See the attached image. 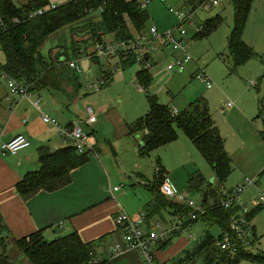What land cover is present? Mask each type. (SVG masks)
Listing matches in <instances>:
<instances>
[{
	"label": "rangeland",
	"instance_id": "rangeland-1",
	"mask_svg": "<svg viewBox=\"0 0 264 264\" xmlns=\"http://www.w3.org/2000/svg\"><path fill=\"white\" fill-rule=\"evenodd\" d=\"M27 1L17 0L18 3ZM66 1L68 0H49V3L60 5ZM170 8L186 13L193 11L186 4V0H148L150 19L145 29L148 38L152 26H156L161 34L171 32L175 38H181L179 25L182 21L170 12ZM99 16L98 11L89 15L94 20H98ZM218 16L220 21L217 26L207 35L197 37V29H202L207 19ZM82 26L77 24L64 26L50 35L40 49L49 61L51 55L60 52L62 62L58 63V68L61 81L69 84L79 98L78 101L69 98L63 114L76 116L77 119L83 118L87 115L85 111L87 106L95 109L94 106L107 103L119 108V115L127 129L148 109L145 93L140 91L135 75L145 63L137 61L125 65L116 55L91 57L89 52L95 49L98 39L92 37V34ZM233 26L232 0H219V3L211 8L198 6L191 20L183 23L186 31L184 35L186 50H175L172 44L161 45L155 40L153 44L155 49L151 51V60L146 65L154 75L150 91L156 93L160 102L169 105L171 109L177 108L181 112L197 99L202 97L207 99L212 117L220 128L226 149L233 159V171L223 188L236 189L246 181L252 182L240 195L242 207L247 213L256 206L255 199L264 195V139L261 135L264 133V0H251L242 32V38L254 48L256 55L237 68H234L227 46ZM101 38L105 41L113 37L112 34H105ZM186 55H189L191 60L184 70H168L169 64L177 58L183 59ZM73 59L79 65L80 71L69 67L68 62ZM4 61L5 54L0 46V65H3ZM197 73H205L212 87L208 88L198 79ZM105 74L112 77L109 86L104 88L103 84L95 91L87 88L88 84L98 83ZM59 121L63 123L62 120ZM99 123L101 130L94 128V133L91 130V135L97 136L98 144L95 150H90L89 155L91 159H97L100 155L101 163L109 175L106 182L102 180V188L112 190L120 204L133 208L141 199L148 198L151 193L149 186L157 182L160 165L164 170L159 181L163 182L166 175L170 182L169 186L178 194H187V199L203 202L205 192L211 188L221 187L215 180L212 167L182 129L177 128L176 140L142 157L135 142L140 138L139 135L135 138L126 136L119 138L113 147L108 140L112 131L111 123L106 122L102 116L99 117ZM81 124L87 131L91 129L84 122ZM139 173L144 176H139ZM141 182L148 184V187L142 186ZM115 186H121V189L115 191ZM169 199L178 202L174 198ZM212 200L213 197L210 196L208 203L212 204ZM260 204L264 206V199ZM145 209L141 211H146ZM153 214L152 219L160 222L156 228L158 232L171 230L177 227L176 224L190 221L187 214L180 215L169 207H162L160 212ZM251 226L252 245L249 241L244 246L253 254L264 253V208L251 220ZM206 231L216 238L225 233L219 224L209 225L199 220L189 228L183 229L176 236L175 244H185L183 250L191 249ZM164 250L165 247L162 251ZM183 250L175 254L168 264H176L174 258L176 259ZM202 258L201 255L192 263L202 264ZM238 264L258 263L244 258Z\"/></svg>",
	"mask_w": 264,
	"mask_h": 264
},
{
	"label": "trees",
	"instance_id": "trees-1",
	"mask_svg": "<svg viewBox=\"0 0 264 264\" xmlns=\"http://www.w3.org/2000/svg\"><path fill=\"white\" fill-rule=\"evenodd\" d=\"M205 1L207 0H186V4L196 9ZM232 1L234 26L228 36L227 46L234 68H237L253 58L256 51L242 38L251 0ZM49 4V0H28L22 3L0 0V46L5 54V62L0 65V71L16 79L27 78L34 82V89L47 86L59 88L63 84L58 68V63L62 62L60 56L51 55L49 61L40 50L54 32L64 26L77 24L83 25L92 37L98 39L97 42H102L101 36L105 34H112L116 39L129 40L135 33L144 32L150 19L148 9L141 7V0H68L43 14L28 17L32 11ZM95 11L100 15L98 20L89 17ZM15 19H19V22H15ZM219 21V16L207 19L202 29L197 32V37L210 33ZM119 58L125 65L137 62L134 54H120ZM141 62L145 63L144 60ZM104 80L103 87H106L112 81L111 75L105 74ZM136 81L144 91L148 103L146 114L128 126L129 136H140L139 155L148 156L151 151L176 140L177 128L182 129L212 167L215 180L221 185L220 188L207 191L208 199L203 202L205 213L199 220L209 225L219 224L225 233H231V217L238 208L227 210L221 207L220 190L233 171V159L212 117L207 99L199 98L184 111L172 115L169 105L161 103L158 95L150 91L153 75L146 63L136 72ZM261 135L264 139V133ZM89 152L79 153L73 144L54 150L42 146L39 149L41 168L29 171L17 182L18 193L28 199L41 190L52 192L67 186L72 182L73 170L89 162ZM162 170L160 165L157 182L149 186L155 194V202L146 206L148 221L161 207L169 206L181 215L190 211L183 203L174 202L166 195H161L159 188L162 182L159 179ZM210 196L213 197L212 204L208 203ZM263 208V204L253 207L247 214L248 219H254ZM185 225L187 224L181 225L178 230L174 229L171 236L161 242L159 247H165ZM223 236L221 234L216 238L206 231L191 249H184L174 258L175 263H192L194 258L202 255V264H238L244 258L264 264V253L253 254L246 250L245 244L235 254L222 251L216 241ZM250 243L252 245L251 241ZM96 244V240H83L77 231L53 240H47L41 231L15 239V245L32 264H109L107 260L97 257Z\"/></svg>",
	"mask_w": 264,
	"mask_h": 264
},
{
	"label": "crops",
	"instance_id": "crops-1",
	"mask_svg": "<svg viewBox=\"0 0 264 264\" xmlns=\"http://www.w3.org/2000/svg\"><path fill=\"white\" fill-rule=\"evenodd\" d=\"M55 55H60V52ZM140 91L143 90L140 89ZM36 98H41V103L43 102L41 109L34 106L33 102ZM69 98L74 101L79 100L69 84L63 83L59 88L51 86L35 88L30 99H23L10 95L6 83L0 79V140L8 141L17 134H24L31 141L29 147L17 154L0 156V264H32L15 245V239L35 231H41L47 240L77 231L83 240L97 241L95 248L97 257L107 260L109 264H145L143 256L137 249H124L120 254L111 253L115 244L122 241V232L117 226L115 216L119 212H127L130 216L146 213L141 210L146 208L149 203L155 202V194L150 189L149 197L141 199L133 208L120 204L117 195L112 190L102 188V180L107 181L108 172L104 164L101 163L100 155L97 156V159H91L89 155L91 159L89 162L73 170L72 182L56 191L41 190L25 199L16 189L17 182L26 173L41 168L39 149L42 146H48L54 150L67 145L60 129L55 125L43 122L41 116L49 115L57 119L63 127L81 124L87 117L86 115L77 119L76 116L63 114L68 101H70ZM94 107L96 120L93 125L88 127L91 129L89 131L85 129V131L90 140L95 142V147L98 140L97 136L91 135V130L94 133V128L102 129L99 123L101 116L106 122L111 123L112 131L108 139L111 146L114 147V143L119 138L137 137V135H128V128L126 129L124 121L119 115V108H114L113 105L107 103ZM59 120H62L63 123H60ZM135 142L139 150L140 138ZM139 176L144 175L139 173ZM140 184L148 187L146 183L141 182ZM159 190L161 195L165 196L161 185ZM169 208L176 213L174 208ZM161 209L162 207L158 212ZM152 218L154 215H151L150 221L155 222ZM193 223L189 221L176 225L187 224L183 227V229H187ZM189 235L191 236V234ZM176 236L172 237L164 251H162L164 247H159L157 250L158 264L171 263L170 259L183 250L185 244H175Z\"/></svg>",
	"mask_w": 264,
	"mask_h": 264
},
{
	"label": "built area",
	"instance_id": "built-area-1",
	"mask_svg": "<svg viewBox=\"0 0 264 264\" xmlns=\"http://www.w3.org/2000/svg\"><path fill=\"white\" fill-rule=\"evenodd\" d=\"M17 2V0H12ZM219 3V0H207L202 5L204 7L211 8L213 5ZM141 7H148V0H141ZM56 8L55 4H49L42 8L32 11L28 17L43 14L47 10ZM197 9V8H196ZM196 9H192L190 13H186L183 10H174L170 8V12H173L181 21L182 24L179 25V34L181 38H175L171 32L161 34L156 26H152L149 31V38L146 31L142 33H135L134 37L129 40L113 39L103 40L98 42L95 49L89 54L91 57H99L100 55L107 56H119L124 54L125 56H130L132 54L136 55L137 61H145L149 63L151 60V51L155 49L154 41L156 40L161 45L172 44L175 50H186L187 44L184 42V35L186 31L183 27V23L191 20ZM102 11V9H100ZM15 22H19V19H15ZM201 28L197 29V32ZM150 46V47H149ZM149 47V48H148ZM149 55V60L145 59V56ZM191 60L189 55H186L183 59H175L174 62L168 65L169 71H182L184 70L186 64ZM68 65L70 68L80 71V67L76 60H69ZM196 77L203 81L208 88L212 87L209 77L205 73H197ZM0 79L6 83L8 92L12 96H18L23 99H30L32 92L34 91V82L28 80L27 78L16 79L9 76L4 71H0ZM105 80L102 77L98 83L88 84L87 88L90 90H99L104 84ZM34 106L41 109V98H36L34 100ZM231 106V103H229ZM172 115H177L179 110L177 108L171 109ZM87 117L83 122L91 126L96 120V112L92 106L86 107ZM43 122L55 125L60 129V132L64 136V140L68 144H73L79 153H85L90 150H95V142L90 140L88 134L83 128L82 124H73L72 126H61L57 119L43 114L41 116ZM31 145L30 139L24 134H17L8 141L0 140V156H5L7 154H17L21 150L29 147ZM250 183L246 181L243 185H238L236 189L225 190L222 188L220 190V206L224 209L230 210L235 207L238 208L230 221L231 233L227 232L224 234L221 240L216 241V245L222 251H229L235 254L240 249L241 245L247 244L250 241V236L252 233L251 221L248 219L246 209L242 207L240 201V195ZM170 182L166 175L164 176L163 182L161 184L162 192L170 198H174L176 201L183 203L187 208L190 209L188 216L190 220H199L201 216L205 213V208L203 202H196L191 199H187V194H178L169 186ZM121 186H115L114 190H120ZM264 199V195H261L259 199H255L256 205ZM115 221L118 228L122 232V241L115 244L111 253L120 254L124 249H137L145 260V264H158L156 260V252L159 249L161 242L168 239L174 229H180L177 226L171 230H163L161 232L157 231V227L160 225L159 221L151 222L147 219L146 213H141L136 217H132L125 212H119L115 216ZM98 259L95 260L97 262ZM198 264V263H194Z\"/></svg>",
	"mask_w": 264,
	"mask_h": 264
},
{
	"label": "water",
	"instance_id": "water-1",
	"mask_svg": "<svg viewBox=\"0 0 264 264\" xmlns=\"http://www.w3.org/2000/svg\"><path fill=\"white\" fill-rule=\"evenodd\" d=\"M145 59L148 61V60H149V55H146V56H145ZM213 180H214V179H213ZM207 199H208V193L205 192V193H204V197H203V202H206Z\"/></svg>",
	"mask_w": 264,
	"mask_h": 264
}]
</instances>
